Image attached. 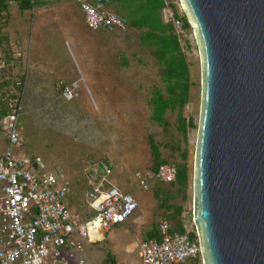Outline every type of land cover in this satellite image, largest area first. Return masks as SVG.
Here are the masks:
<instances>
[{
  "label": "rangeland",
  "instance_id": "rangeland-1",
  "mask_svg": "<svg viewBox=\"0 0 264 264\" xmlns=\"http://www.w3.org/2000/svg\"><path fill=\"white\" fill-rule=\"evenodd\" d=\"M39 3L21 11L19 0L6 1V11L0 16L4 61L0 81H5L0 99L6 92L3 104L8 95H20L21 153L42 161L44 172L65 174L71 184L66 204L80 220L89 215L87 181L100 162L112 170L110 180L137 200L138 208L130 218L104 233L96 244L81 241L83 250L78 255L86 264H140L138 242L162 218L174 217L180 208L181 213L171 221L183 223L187 230L194 228L192 180L201 74L192 33L187 31L180 39L189 74L184 111H167L166 124L160 126L151 119L150 98L153 88H164L162 66L154 55L155 47L144 41L145 30L131 28L125 19V31L94 32L86 28L75 0ZM110 9L124 18L120 5ZM18 66L21 71L16 74ZM103 70L105 77L94 79L95 72ZM74 84L73 98H64L63 89ZM182 121L193 124L185 137L178 129ZM150 138L165 164L187 166L184 188L154 183ZM140 179L147 181V188L140 187Z\"/></svg>",
  "mask_w": 264,
  "mask_h": 264
},
{
  "label": "water",
  "instance_id": "water-1",
  "mask_svg": "<svg viewBox=\"0 0 264 264\" xmlns=\"http://www.w3.org/2000/svg\"><path fill=\"white\" fill-rule=\"evenodd\" d=\"M200 58L192 220L202 264H264V0H178Z\"/></svg>",
  "mask_w": 264,
  "mask_h": 264
},
{
  "label": "built area",
  "instance_id": "built-area-1",
  "mask_svg": "<svg viewBox=\"0 0 264 264\" xmlns=\"http://www.w3.org/2000/svg\"><path fill=\"white\" fill-rule=\"evenodd\" d=\"M75 2L87 29L126 30L125 20L108 9L111 0ZM183 18L186 20L179 1L165 0L162 22L172 25L179 39L186 35L182 32ZM3 68L0 53V69ZM16 85L20 82L16 81ZM74 85L63 89L64 98H73ZM19 96L14 94L8 112L0 115V264H86L78 255L83 250L81 241L87 244L102 241L104 233L134 214L138 202L110 180L112 170L100 162L87 181L85 207L89 215L83 220L76 217L66 204L71 184L65 174L44 172L42 161L21 153L23 140L18 118L23 107ZM175 174L174 167L163 165L151 178L170 184ZM139 185L147 188V181L140 179ZM183 229V232H170L169 224L160 221L159 238L138 242L140 264H202L195 227L187 230L183 226Z\"/></svg>",
  "mask_w": 264,
  "mask_h": 264
},
{
  "label": "trees",
  "instance_id": "trees-1",
  "mask_svg": "<svg viewBox=\"0 0 264 264\" xmlns=\"http://www.w3.org/2000/svg\"><path fill=\"white\" fill-rule=\"evenodd\" d=\"M6 1L0 0V16L6 11ZM42 2V1H41ZM40 4L39 2L30 3L27 0H19V8L21 11L28 10L30 7ZM118 4L124 9V20L129 22V26L137 30H145L143 33L144 41L150 42L154 47V55L157 59L159 65L162 66V82L164 83L163 90L160 88H153L151 92L150 105L152 106L151 119L156 124L162 126L166 124L165 114L167 111H174L179 109L181 112L184 111V105L187 102V92H188V80L189 74L187 70V65L185 63V57L182 51L180 39L172 25L164 24L161 19V10L164 7L163 0H111L108 9L111 11V5ZM125 20V22H126ZM190 27L186 20L183 18L182 32L187 35V31H190ZM185 35V36H186ZM186 42V39H185ZM3 39L0 36V47L2 46ZM5 81H0V94L3 91V83ZM178 91V92H177ZM3 99L8 94L3 93ZM14 99V95H8L6 103H2L0 99V115H4L9 110V101ZM21 102V101H20ZM180 112V113H181ZM188 126H193L189 121L181 122V126L178 128L183 136H186ZM149 147L151 150V156L153 159V175L156 174L158 168L163 165L172 166L165 164L161 160V153L159 152L157 146L154 144L153 140L149 139ZM183 160H185L186 155L183 152ZM174 167V166H172ZM175 168V180L167 185L177 186L178 188H184L187 183V166L185 164L178 165ZM154 183L157 182L152 179ZM164 184V183H163ZM165 185V184H164ZM181 213V209L177 208L175 210L174 217L167 216L162 218L160 221L166 222L170 226V232H183V223H179L176 220L171 221V219H176ZM159 221V222H160ZM154 227L153 231L145 239L159 238L158 224ZM110 264H113L109 261Z\"/></svg>",
  "mask_w": 264,
  "mask_h": 264
},
{
  "label": "crops",
  "instance_id": "crops-1",
  "mask_svg": "<svg viewBox=\"0 0 264 264\" xmlns=\"http://www.w3.org/2000/svg\"><path fill=\"white\" fill-rule=\"evenodd\" d=\"M163 2H165V0H163ZM17 55L20 56L19 53ZM22 69L23 70L26 69L25 76H23V85H24L23 88L25 89V84H26V80H27V68H26V64L23 65ZM19 71H21V67L19 68V66H18V67H16V74H18ZM105 72H106V70L105 71L103 70V73L102 72H100V73L95 72V74H97L98 76L94 75V79H99L98 77L104 78L105 77Z\"/></svg>",
  "mask_w": 264,
  "mask_h": 264
},
{
  "label": "bare ground",
  "instance_id": "bare-ground-1",
  "mask_svg": "<svg viewBox=\"0 0 264 264\" xmlns=\"http://www.w3.org/2000/svg\"><path fill=\"white\" fill-rule=\"evenodd\" d=\"M74 87H75V88L77 87L76 84L74 85Z\"/></svg>",
  "mask_w": 264,
  "mask_h": 264
}]
</instances>
